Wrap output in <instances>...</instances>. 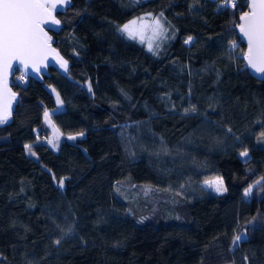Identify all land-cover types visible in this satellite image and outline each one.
Instances as JSON below:
<instances>
[{"label": "trees", "instance_id": "obj_1", "mask_svg": "<svg viewBox=\"0 0 264 264\" xmlns=\"http://www.w3.org/2000/svg\"><path fill=\"white\" fill-rule=\"evenodd\" d=\"M224 2L70 0L56 13L67 74L16 71L0 125V264H264V79L236 32L246 0ZM149 13L165 29L157 52L119 30ZM215 177L226 192L203 188Z\"/></svg>", "mask_w": 264, "mask_h": 264}, {"label": "snow or ice", "instance_id": "obj_2", "mask_svg": "<svg viewBox=\"0 0 264 264\" xmlns=\"http://www.w3.org/2000/svg\"><path fill=\"white\" fill-rule=\"evenodd\" d=\"M69 0H0V125L9 121L12 116V102L16 99V94L11 91L7 85V76L9 70L12 69V62L18 61L20 65L28 68L29 66L40 71L45 60L50 54H55L60 66L67 71L68 62L63 59L51 47L52 38L44 30L43 25L52 24L59 25L60 21L55 18L54 12L59 10V6L67 5ZM248 11H242L239 16V23L236 27L240 33L247 39V52L243 53V58L247 61V67L254 70L256 73L264 74V0H248L245 5ZM223 8L237 7L236 0H225ZM163 13H161V16ZM142 19V18H141ZM136 20L122 26L120 31L126 32L130 37L135 38L137 30L132 26ZM152 27L154 34H160L164 31L160 20L153 19ZM192 37L189 36L184 43L192 42ZM151 50V45H149ZM231 48H236V42H231ZM231 54V53H230ZM23 79V76L20 77ZM91 91V85L88 86ZM55 91V89H53ZM57 103L62 104L59 93H57ZM185 113L196 111L195 106L184 109ZM54 114V113H53ZM45 120L51 124V115L47 110L44 112ZM55 133H59V129L52 125ZM264 127V125H262ZM231 132V129H228ZM80 135H83L80 133ZM264 137V131L260 133ZM69 139H75V136H69ZM58 139V136L56 137ZM48 143L56 147L54 140H49ZM32 145H25V149L32 152ZM242 157L248 156V151L245 149L240 153ZM257 184L260 182L257 181ZM204 184L209 188L214 189L217 193L226 192L223 179L215 177L205 180ZM59 185L63 188L64 180L59 181ZM252 187L249 186L244 191V196L248 197L252 193ZM245 237L237 235L233 238V245H236ZM56 245L61 243L60 239L54 241ZM247 260V257H245Z\"/></svg>", "mask_w": 264, "mask_h": 264}, {"label": "rangeland", "instance_id": "obj_3", "mask_svg": "<svg viewBox=\"0 0 264 264\" xmlns=\"http://www.w3.org/2000/svg\"><path fill=\"white\" fill-rule=\"evenodd\" d=\"M157 18L160 20L161 24L163 25V23H162V21H161L159 16H156V15H153V14L149 13V14L142 15L139 18H133V19L125 22L124 24H122L120 26L119 30L122 28L123 25L129 23L130 21L136 20L137 23L132 26L134 29L137 30V34H136L135 38L130 37L126 32H122V31H120V32H122L129 39H132V40L138 42L139 44L143 45L147 51L157 52V49H158V47L160 45V42H161V40H162V38L164 36V33H165V29H164V31L162 33L154 34L153 27H152V21H153V19H157ZM163 28H164V26H163ZM149 45H151V50L149 48ZM52 91H53V89H52ZM53 93H54L55 100H56V103H57V93H56V91H53ZM61 107H62V105L57 103L56 109H60ZM45 123H46L47 127L51 131V135L49 137H47L45 140H47V141L54 140V142H55L56 137L57 136L59 137L60 133H58V134L55 133L54 128L52 127V125H54L52 123V121H51V124H49L45 120ZM55 128L58 129L56 126H55ZM107 139H108L109 148L112 149V150L119 151L115 139L112 138V137H108ZM109 141H110V143H109ZM50 146L53 147L52 144H50ZM53 148H55V147H53ZM207 180H209V179H207ZM201 185L203 186V188L215 192L214 189L209 188L207 185H205L204 181L202 182ZM215 193H217V192H215Z\"/></svg>", "mask_w": 264, "mask_h": 264}, {"label": "water", "instance_id": "obj_4", "mask_svg": "<svg viewBox=\"0 0 264 264\" xmlns=\"http://www.w3.org/2000/svg\"><path fill=\"white\" fill-rule=\"evenodd\" d=\"M246 2L248 3V0H246ZM69 3H70V0H69L67 5L59 6V10L54 12L55 18L57 20H59V19L57 18L56 13H63L65 11V9L68 7ZM248 10L249 9L247 7V9L245 11H248ZM239 22L240 21H239V17H238V23ZM43 27H44V30L47 32V34L52 38L51 47L53 49H55L56 52L59 53L57 48L54 46V38L51 36L49 30H51V29H59L60 28V24L59 25H52V24L49 23V24L43 25ZM236 32H237V35H238L240 41L245 44V51H244V53H245V52H247V39H246V37L243 36L242 33H240L238 27H236ZM59 55L61 56L60 53H59ZM244 64H245V67L248 69V72L250 73L251 76H253L254 78L259 79V80H263L264 79V74L256 73L254 70H252L251 68L247 67V61L245 59H244ZM49 67H53V68L57 69L63 75H66L67 71H68V68H67V71H65V69L60 66V63H59L57 57L55 56V54H50L47 57V59L45 60L44 65L41 66V70L40 71H35L30 66L28 68H25L24 66L20 65V63L18 61H13L12 62V69L9 70V73H8V76H7V85L11 89V91L14 92L13 89H12V82H13L12 77L15 75L16 71H21V72L25 73L29 77H33V78L41 80L42 76L48 74ZM15 105H16V99L12 102V112L15 109Z\"/></svg>", "mask_w": 264, "mask_h": 264}, {"label": "built area", "instance_id": "obj_5", "mask_svg": "<svg viewBox=\"0 0 264 264\" xmlns=\"http://www.w3.org/2000/svg\"><path fill=\"white\" fill-rule=\"evenodd\" d=\"M23 76V79H20V77H22ZM25 74L24 73H20L19 75H18V78L21 80V81H25Z\"/></svg>", "mask_w": 264, "mask_h": 264}]
</instances>
